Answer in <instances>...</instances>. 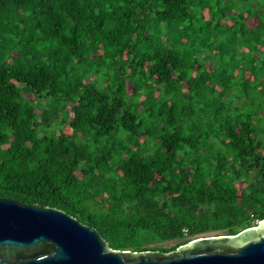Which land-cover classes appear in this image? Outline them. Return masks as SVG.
Here are the masks:
<instances>
[{
  "label": "trees",
  "instance_id": "obj_1",
  "mask_svg": "<svg viewBox=\"0 0 264 264\" xmlns=\"http://www.w3.org/2000/svg\"><path fill=\"white\" fill-rule=\"evenodd\" d=\"M0 198L115 251L256 227L264 0H0Z\"/></svg>",
  "mask_w": 264,
  "mask_h": 264
},
{
  "label": "water",
  "instance_id": "obj_2",
  "mask_svg": "<svg viewBox=\"0 0 264 264\" xmlns=\"http://www.w3.org/2000/svg\"><path fill=\"white\" fill-rule=\"evenodd\" d=\"M0 264H264V220L170 253L115 251L93 228L61 211L0 198Z\"/></svg>",
  "mask_w": 264,
  "mask_h": 264
},
{
  "label": "rangeland",
  "instance_id": "obj_3",
  "mask_svg": "<svg viewBox=\"0 0 264 264\" xmlns=\"http://www.w3.org/2000/svg\"><path fill=\"white\" fill-rule=\"evenodd\" d=\"M65 132H70V130L69 129H65ZM210 236H214V235H210ZM171 244H163V245L166 246V247H169V246H171Z\"/></svg>",
  "mask_w": 264,
  "mask_h": 264
}]
</instances>
